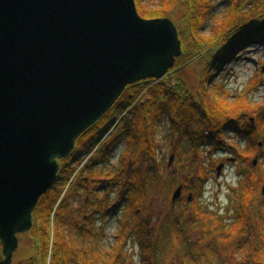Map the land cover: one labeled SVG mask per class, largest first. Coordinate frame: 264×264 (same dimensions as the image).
Segmentation results:
<instances>
[{"label": "trees", "instance_id": "obj_1", "mask_svg": "<svg viewBox=\"0 0 264 264\" xmlns=\"http://www.w3.org/2000/svg\"><path fill=\"white\" fill-rule=\"evenodd\" d=\"M230 1L206 35L214 16L211 0H136L143 18L175 22L183 54L164 79L128 86L112 110L78 139L73 153L60 160L58 181L40 200L33 213V228L25 234L31 237L34 252L17 264H126L125 249L134 236L142 248L140 264L211 263L212 259L219 261L230 246L241 257L239 264H264V200L254 205L264 183V173L258 168H264V103L248 98L259 75L235 97L214 83L216 70L229 50L264 40V0H247L244 5ZM185 70L194 73L195 91L181 76ZM248 114L253 115L254 126L247 120ZM165 122L173 131V141L178 140L175 152L180 158L198 154V165L189 175L197 179L198 186L191 191L195 203L209 180L205 162L200 160L201 147L210 146L211 152L232 151L242 163L227 210L232 208V213L202 212L197 206L192 221L202 229L203 237L213 236L223 245L211 241L202 249L199 242H189L188 229L181 222L190 221L183 215H165L158 235L144 218L143 209L165 172L157 138ZM228 133L246 139L245 149L226 143ZM96 148L71 183L81 159ZM256 151L262 160L258 167L252 160ZM114 159L117 164L112 166ZM186 185H190L188 181ZM118 190L122 191L120 200L110 203V196ZM119 211L123 229L111 248L104 241L103 228L98 229L99 220ZM230 218L233 223H228ZM155 251L163 258L154 257Z\"/></svg>", "mask_w": 264, "mask_h": 264}, {"label": "water", "instance_id": "obj_2", "mask_svg": "<svg viewBox=\"0 0 264 264\" xmlns=\"http://www.w3.org/2000/svg\"><path fill=\"white\" fill-rule=\"evenodd\" d=\"M182 54L175 22L143 18L136 0H0V264H13L77 140Z\"/></svg>", "mask_w": 264, "mask_h": 264}, {"label": "rangeland", "instance_id": "obj_3", "mask_svg": "<svg viewBox=\"0 0 264 264\" xmlns=\"http://www.w3.org/2000/svg\"><path fill=\"white\" fill-rule=\"evenodd\" d=\"M237 1L243 5L247 3V0ZM230 2V0H211L210 5L214 8V16L210 18L206 26V30L204 31L206 35L210 33L215 20L219 16L224 15ZM228 53L229 55L227 58L223 59V62L219 64V67L216 70L214 83L224 87L225 91L229 92L232 97H235L240 96L247 88H249L252 84L251 82L256 80L259 75L257 83L251 88L252 90L248 94V98L256 104L264 103V40H254L245 43L241 48H238L237 50H229ZM181 74L182 78L187 81L190 88L195 91L196 79L192 70H185ZM253 88L255 89L253 90ZM252 119L254 120V123L252 122ZM247 120H251L252 125L255 124V119L252 114H248ZM160 129V134H158L157 138L161 146V158L163 159L162 162L165 172L161 184H158V188L143 209L145 220L149 221L151 228L156 229L154 235H158L165 215L172 213L174 218L183 215V218H188L190 221L188 222L189 224H184V221L181 222V227H187L188 229L186 236L189 242H199L202 249L206 248L211 241H216L217 244L223 245L213 236L209 238L203 237L202 229H197L193 226L194 223L192 221L193 218H196L197 206L202 212L204 210L223 216L232 213V208L230 209L231 212L227 213V210L230 208L229 204H232L233 202V190L234 188H237L239 184L240 176L237 172L239 166L242 167V163H240L232 151L227 153H222L220 151L211 152L210 146L204 148L201 147V150H199L200 160L205 162L204 165L209 173V180L204 187V195L201 199L197 200V203H195L193 189L196 186L195 182H197V179L195 181V179L189 175L198 165V154H196L195 157L194 155H186L183 156L184 158H180L175 152L177 150L176 146L178 140L175 139L173 141V131L171 127L165 122ZM225 141L228 144H237L240 150H244L246 147V139L241 138V136L236 135L235 133H228ZM171 158H173V161L170 165ZM256 159L258 160L257 165L254 166L258 167L262 160L257 151L252 157L254 163ZM116 164L117 161L115 159L110 163L112 166H115ZM220 166H223V168L218 176V168ZM258 168L261 174H263L264 168ZM187 181L190 185H186ZM180 185L184 186L182 196L176 201V203H173V196ZM186 186L189 190H187ZM263 186L264 183L260 188L261 192ZM121 194L122 191L119 190L112 194L110 196V203L116 204L120 200ZM190 196H192V201H189ZM263 200L264 196L260 193L257 196L254 205L261 203ZM120 217L121 211H119L117 215L103 217L99 220L98 229L101 230V228H103L104 241L109 244L111 248H113L114 245H117L116 237L119 236L123 229V220L119 221ZM227 221L228 223H233V219L231 218ZM128 233L131 236L134 235L130 233V231ZM134 237L129 239L127 248L125 249V253L127 254L126 264H140L141 262L142 248L139 246L138 239H133ZM223 247L221 248L222 251L224 250ZM33 252V242L31 237L29 235H22L20 237L19 248L15 253L13 263L17 264L19 262H25ZM154 257L158 259L163 258L158 252L154 254ZM240 258L241 257L234 253L233 247L230 246L228 247L227 253L224 254L219 261L212 259L211 263L206 261L202 264H239Z\"/></svg>", "mask_w": 264, "mask_h": 264}, {"label": "built area", "instance_id": "obj_4", "mask_svg": "<svg viewBox=\"0 0 264 264\" xmlns=\"http://www.w3.org/2000/svg\"><path fill=\"white\" fill-rule=\"evenodd\" d=\"M87 162V159L86 160H84V162H83V164H82V166L81 167H83L84 166V164Z\"/></svg>", "mask_w": 264, "mask_h": 264}, {"label": "flooded vegetation", "instance_id": "obj_5", "mask_svg": "<svg viewBox=\"0 0 264 264\" xmlns=\"http://www.w3.org/2000/svg\"><path fill=\"white\" fill-rule=\"evenodd\" d=\"M160 220V219H159Z\"/></svg>", "mask_w": 264, "mask_h": 264}]
</instances>
